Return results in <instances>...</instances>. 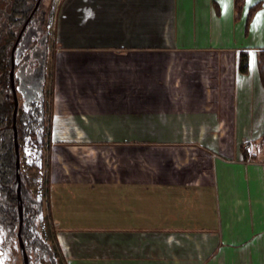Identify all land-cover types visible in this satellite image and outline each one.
I'll use <instances>...</instances> for the list:
<instances>
[{
  "label": "crops",
  "instance_id": "0c3cea01",
  "mask_svg": "<svg viewBox=\"0 0 264 264\" xmlns=\"http://www.w3.org/2000/svg\"><path fill=\"white\" fill-rule=\"evenodd\" d=\"M61 1L44 154L61 264H264V158L237 148L264 128V0L245 30L254 0L236 19L232 0Z\"/></svg>",
  "mask_w": 264,
  "mask_h": 264
},
{
  "label": "trees",
  "instance_id": "16d2710c",
  "mask_svg": "<svg viewBox=\"0 0 264 264\" xmlns=\"http://www.w3.org/2000/svg\"><path fill=\"white\" fill-rule=\"evenodd\" d=\"M32 2L33 0H29V2L27 0H9L4 21V33L2 41L0 40V88L3 94L9 86L7 77L10 62L9 48L16 34V31L11 28V24L19 26ZM232 5L233 18L236 19L241 11L242 0H232ZM259 5L260 0H254L246 6L243 30L247 28L252 13ZM23 6L25 8L21 10ZM213 6L217 11V4L214 0ZM24 39L27 40L26 34L22 30L12 50V57L15 55V48ZM33 44V41L29 43L30 46ZM255 64L259 82L264 89V46L255 49ZM246 68L247 52L245 49L239 48L237 50L236 69L243 72ZM42 86L43 84L40 85L35 95L30 96L22 103L20 100L22 93L14 85L17 101L14 138L11 127L12 101L5 95L0 100V264L2 263V256L8 253L9 246H14L22 258L16 237L19 211L21 214L19 236L28 264H58L55 258L58 256L57 249L56 255L54 249L47 245L37 226V219L43 210L44 201L28 185L35 176L29 175L27 170L29 168L39 170L42 167L45 150L49 143L48 130L44 128V121L45 119L49 121L50 117V94L48 111L45 112ZM14 144H16V154ZM263 144L264 128L256 137L239 142L237 148L242 158L255 157L257 153L255 149ZM15 155H17V166H15ZM262 157L264 158V154ZM15 172L18 173L19 198L16 197L15 192ZM45 179H47L46 176ZM43 258H45L44 262L42 261Z\"/></svg>",
  "mask_w": 264,
  "mask_h": 264
},
{
  "label": "rangeland",
  "instance_id": "374dc122",
  "mask_svg": "<svg viewBox=\"0 0 264 264\" xmlns=\"http://www.w3.org/2000/svg\"><path fill=\"white\" fill-rule=\"evenodd\" d=\"M27 2H29V0H27ZM61 2H62L61 0L37 1L36 7L32 11V14H34L32 16L33 19L29 23V25L26 26V29L24 30L27 40L24 39L23 42L17 45V48H15V55L14 57H12L14 60V68L12 67L13 87L15 85L17 90L21 91L22 93V98H20L21 102L24 103V101L27 98H29L32 95H35V92L39 89L40 85L43 84L42 91L44 94L43 100L45 101L44 104L45 112L48 111L49 94L51 92L50 66H51V57L53 53V48L55 45V38L57 37L56 35L57 24L58 22L66 21V20L70 22L74 21V10H73L74 5L67 6L68 3L62 4ZM8 4H9V0H0V40L1 41L4 33V23H5L4 21H5L6 11L8 9ZM11 28L17 32L20 26H16V24H11ZM32 41L34 42V44L30 46L29 43ZM46 47H47V51H46ZM13 76H15V79H13ZM5 93L6 96H8V99L12 101L13 96L10 93L9 86L5 91ZM3 95L4 94L0 88V100L2 99ZM48 122L49 121L45 119L44 128H47V130H48ZM255 150L257 152L256 153L257 156L259 157L262 156L264 154V144L261 147H257ZM48 153H49V146L47 145V158H48ZM27 173L29 175L35 176L33 180L29 181L28 184L29 188L44 201V190L46 186L44 160L42 167L39 170H35L34 168H29L27 170ZM95 187L104 188L106 186L95 185ZM95 218L98 219L99 222L101 223L110 222V219L106 216V213H102L101 217L99 218L95 217ZM37 226L39 231L43 235L45 241L47 242V245L51 246L54 249L55 254L57 255L56 247L53 244L52 226L48 220V214L46 221L44 207L37 219ZM55 258L57 263L61 264V258H59V256ZM42 261L44 262L45 258H43ZM1 264H23V260L20 257L17 249L14 246L13 247L9 246L8 253H5L2 256Z\"/></svg>",
  "mask_w": 264,
  "mask_h": 264
},
{
  "label": "water",
  "instance_id": "95a60500",
  "mask_svg": "<svg viewBox=\"0 0 264 264\" xmlns=\"http://www.w3.org/2000/svg\"><path fill=\"white\" fill-rule=\"evenodd\" d=\"M37 3V0H35L34 5ZM33 5V7H34ZM32 7V8H33ZM32 10V9H31ZM30 10V12H31ZM29 12V13H30ZM24 22L21 24L19 30L17 31L11 45L9 48V53H10V62H9V67L7 70V77L9 80V88H10V92L13 96V100H12V109H11V127H12V137H15V125H14V118H15V113H16V106H17V101H16V97H15V91H14V87H13V80H12V67H13V62H12V50L14 47V44L19 36V33L21 31V28L23 26ZM6 96V93H5ZM14 149H15V154H16V144H14ZM15 166H17V155H15ZM15 179H16V186H15V192H16V197L19 198V183H18V173L15 172ZM20 223H21V214L20 211L18 212V223H17V228H16V237H17V244L21 249V256H22V260H23V264H27V258H26V253L21 241V238L19 236V227H20Z\"/></svg>",
  "mask_w": 264,
  "mask_h": 264
},
{
  "label": "flooded vegetation",
  "instance_id": "af4514ba",
  "mask_svg": "<svg viewBox=\"0 0 264 264\" xmlns=\"http://www.w3.org/2000/svg\"><path fill=\"white\" fill-rule=\"evenodd\" d=\"M38 1V0H37ZM34 2H35V0H33V2H32V5H31V7H30V9L28 10V12L25 14V16L23 17V19H22V21H21V23L19 24V26H21V24L24 22V26H22V29L21 30H25L26 29V25H29V23L32 21V16L34 15V14H32V11H33V9L36 7V4L34 5ZM33 5H34V7H33ZM33 7V8H32ZM25 7L23 6V7H21V10L22 9H24ZM32 9V10H31ZM30 10H31V12H30ZM30 12V13H29ZM17 33V32H16ZM21 33V32H20ZM16 35V34H15ZM15 37V36H14ZM14 39V38H13ZM13 41V40H12ZM12 43V42H11ZM15 44H16V42H15ZM14 44V45H15ZM14 48V47H13ZM12 62H13V58H12ZM11 93V92H10ZM4 95H5V92H4ZM5 97H8V96H5Z\"/></svg>",
  "mask_w": 264,
  "mask_h": 264
}]
</instances>
